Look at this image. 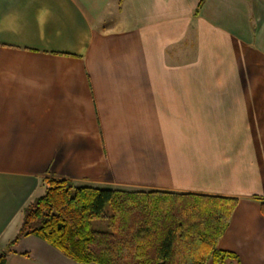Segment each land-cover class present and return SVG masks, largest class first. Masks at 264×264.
I'll return each instance as SVG.
<instances>
[{
	"label": "crops",
	"instance_id": "1",
	"mask_svg": "<svg viewBox=\"0 0 264 264\" xmlns=\"http://www.w3.org/2000/svg\"><path fill=\"white\" fill-rule=\"evenodd\" d=\"M200 2L0 0V253L55 179L235 199L216 249L264 264V0Z\"/></svg>",
	"mask_w": 264,
	"mask_h": 264
},
{
	"label": "trees",
	"instance_id": "2",
	"mask_svg": "<svg viewBox=\"0 0 264 264\" xmlns=\"http://www.w3.org/2000/svg\"><path fill=\"white\" fill-rule=\"evenodd\" d=\"M42 184L44 193L23 209L0 264L28 236L78 264H238L235 255L216 249L235 199L77 187L55 179ZM259 201L264 217V199ZM95 220L105 222L106 229L92 228Z\"/></svg>",
	"mask_w": 264,
	"mask_h": 264
},
{
	"label": "rangeland",
	"instance_id": "3",
	"mask_svg": "<svg viewBox=\"0 0 264 264\" xmlns=\"http://www.w3.org/2000/svg\"><path fill=\"white\" fill-rule=\"evenodd\" d=\"M92 228L96 230H105L106 229V223L102 221H92Z\"/></svg>",
	"mask_w": 264,
	"mask_h": 264
}]
</instances>
